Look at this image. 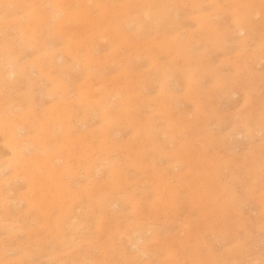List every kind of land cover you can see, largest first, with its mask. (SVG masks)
Instances as JSON below:
<instances>
[{"label": "rangeland", "instance_id": "rangeland-1", "mask_svg": "<svg viewBox=\"0 0 264 264\" xmlns=\"http://www.w3.org/2000/svg\"><path fill=\"white\" fill-rule=\"evenodd\" d=\"M0 264H264V0H0Z\"/></svg>", "mask_w": 264, "mask_h": 264}, {"label": "bare ground", "instance_id": "bare-ground-1", "mask_svg": "<svg viewBox=\"0 0 264 264\" xmlns=\"http://www.w3.org/2000/svg\"><path fill=\"white\" fill-rule=\"evenodd\" d=\"M252 5V4H251ZM61 12V9L60 10H57V11H54V13L53 14H59ZM12 127H14L13 129L14 130H16V133H20V126L17 124L16 125V123L14 122V123H12ZM19 143V142H18ZM14 146V145H13ZM27 150V149H26ZM105 163V162H104ZM133 245V244H132ZM134 246V245H133Z\"/></svg>", "mask_w": 264, "mask_h": 264}]
</instances>
